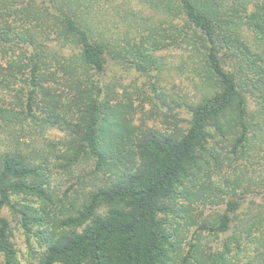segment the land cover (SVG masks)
Here are the masks:
<instances>
[{
    "label": "trees",
    "instance_id": "obj_1",
    "mask_svg": "<svg viewBox=\"0 0 264 264\" xmlns=\"http://www.w3.org/2000/svg\"><path fill=\"white\" fill-rule=\"evenodd\" d=\"M138 1L163 15L162 24H171L166 38L154 27L135 44L138 69L161 66L154 53L173 45L191 46L205 57V79L213 90L190 106L187 129L176 125L164 133L132 125L131 97L118 96L115 85L102 86L111 45L94 38L76 16L73 0H0V88L13 96L9 103L0 102V130L9 144L17 145L0 153L4 264H22L6 210L14 220L20 217L28 235L33 227L39 229V264H264V259L255 263L241 257L240 239H229L223 251L208 257L192 243L184 252L176 220L186 206L183 201L192 202L191 187L218 159L219 141L210 128L228 135L233 149L248 141L243 63L260 73L264 69H256L259 60L242 31L264 44V0ZM174 21L183 22L180 30ZM58 41H64L62 47L75 43L80 54L66 59L50 48ZM55 128L67 132L61 148L45 136ZM22 136L42 139L46 148L37 152L38 159L18 147ZM84 162L93 164L95 176L104 174L103 186L71 214L52 210L54 171L72 173ZM236 210V202L229 200L212 230L229 231Z\"/></svg>",
    "mask_w": 264,
    "mask_h": 264
},
{
    "label": "rangeland",
    "instance_id": "obj_2",
    "mask_svg": "<svg viewBox=\"0 0 264 264\" xmlns=\"http://www.w3.org/2000/svg\"><path fill=\"white\" fill-rule=\"evenodd\" d=\"M72 7L95 39L111 45L107 48L108 64L105 74H102V86L115 85L118 96L131 97L135 106L130 116L132 125L164 133L173 131L176 125L187 129L192 118L190 106L201 103L213 90V85L205 79V57L195 53L191 46L173 45L154 53L161 66L142 71L135 63L138 60L135 44L140 45L142 38L150 35L152 31L149 29L154 27L159 28L161 38H166L171 24H162L163 15L156 14L138 0H73ZM173 24L179 29L183 22L174 21ZM242 35L250 52L259 60V68L256 66V69H264V44L252 32L243 30ZM63 44L64 41L51 42L50 48L69 60L80 54L75 43L68 41L67 46L62 47ZM226 68L231 70V64L228 63ZM243 68L248 83V141L243 148L233 149L228 144V135L221 136L216 127L210 128L215 140L219 141L218 159L211 162L197 184L191 187L192 202L183 201L186 206L176 220L181 222L184 252L192 243L198 246L201 255L208 257L223 251L229 239H240L241 257L259 263L264 259V72L252 70L246 63H243ZM60 87L67 91V88ZM155 89L162 95H157ZM11 101L13 96L0 88V102ZM0 134V153L9 151L12 146L17 148L16 144H9L2 130ZM45 136L61 148L60 143L65 141L67 132L55 128L48 130ZM18 147L23 154L36 160L37 152L45 151L46 145L40 138L22 136ZM93 171L91 162L80 164L72 173L55 170L51 184L54 193L51 209L57 208L68 215L79 208L90 193L103 186L104 174L95 176ZM80 179L85 184H76ZM229 200L237 204L236 212L231 215L230 230L217 233L212 229L227 211ZM40 204L38 200L34 206ZM105 211L106 208H102L100 213ZM5 214L12 220L13 242L22 264H39L43 252V242L36 234L39 229L33 227V234L28 235L20 224L19 216L14 220L15 215L7 210ZM3 262L0 255V264Z\"/></svg>",
    "mask_w": 264,
    "mask_h": 264
}]
</instances>
